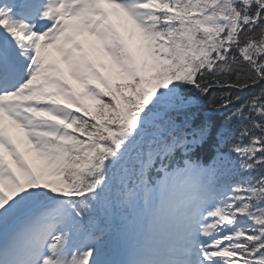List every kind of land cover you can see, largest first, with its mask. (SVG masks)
Returning <instances> with one entry per match:
<instances>
[{"label":"snow or ice","instance_id":"snow-or-ice-1","mask_svg":"<svg viewBox=\"0 0 264 264\" xmlns=\"http://www.w3.org/2000/svg\"><path fill=\"white\" fill-rule=\"evenodd\" d=\"M0 264H264V0H0Z\"/></svg>","mask_w":264,"mask_h":264},{"label":"trees","instance_id":"trees-1","mask_svg":"<svg viewBox=\"0 0 264 264\" xmlns=\"http://www.w3.org/2000/svg\"><path fill=\"white\" fill-rule=\"evenodd\" d=\"M210 113L206 110H202V111H199L197 112V116H208ZM218 118V117H216ZM244 127V124L243 122H237L235 125H233V129L236 130L238 128L242 129ZM237 135H238V132H237Z\"/></svg>","mask_w":264,"mask_h":264}]
</instances>
